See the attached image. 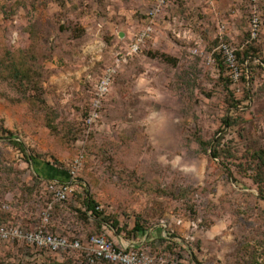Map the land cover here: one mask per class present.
<instances>
[{
    "label": "rangeland",
    "instance_id": "1",
    "mask_svg": "<svg viewBox=\"0 0 264 264\" xmlns=\"http://www.w3.org/2000/svg\"><path fill=\"white\" fill-rule=\"evenodd\" d=\"M252 5L171 0L151 23L157 0H0V225L101 231L176 264H264V0L257 40ZM149 25L142 51L119 55ZM0 264L86 261L0 241Z\"/></svg>",
    "mask_w": 264,
    "mask_h": 264
},
{
    "label": "built area",
    "instance_id": "2",
    "mask_svg": "<svg viewBox=\"0 0 264 264\" xmlns=\"http://www.w3.org/2000/svg\"><path fill=\"white\" fill-rule=\"evenodd\" d=\"M171 0H157V6L154 13L149 17L151 23L156 18L161 9L167 6ZM262 0H251L252 14L250 18V37L251 40H257L262 30L263 20L258 10V3ZM153 26L149 25L147 29L137 40L131 49L128 50L126 57L137 55L142 48V43L146 42L147 38L153 34ZM219 52L225 64L232 70V77L235 82L239 81L241 77V70L238 65L235 50L228 44H222ZM116 70L109 68L106 72L107 77H104L98 86L97 100L95 106L97 107L109 90L111 83V75L115 74ZM49 190L53 192L57 202L66 200L69 189L64 185L53 184L49 186ZM106 226V225H104ZM167 226H164L166 228ZM0 241L4 242H21L34 250H46L49 252H60L67 250H78L85 252L86 264H98L107 262L109 264H176L171 261H158L156 258L146 253L145 251L138 250L134 246H124L123 244L115 243L107 238L105 235L92 236L87 241L83 242L81 239L74 241L66 237L54 235L47 231L45 228L36 229L34 231H25L18 226H5L0 225Z\"/></svg>",
    "mask_w": 264,
    "mask_h": 264
},
{
    "label": "trees",
    "instance_id": "3",
    "mask_svg": "<svg viewBox=\"0 0 264 264\" xmlns=\"http://www.w3.org/2000/svg\"><path fill=\"white\" fill-rule=\"evenodd\" d=\"M144 47V46H143ZM141 51H142V48H141ZM127 52H126V50H121V52L119 53V55H123V54H126ZM134 56H136V55H133V57ZM132 58V57H131ZM111 67H114V65L113 66H111ZM224 126L226 127V128H229V127H231L232 126V122H230L228 119H226V120H224ZM37 166H39V163H37ZM53 172L54 173H58V171L57 170H53ZM44 178V177H43ZM86 209H87V213H88V215L91 217H94V218H96V219H98L99 220V227L102 229L103 228V226L104 225H109L108 224V222L107 221H105V220H102L101 219V217H102V212H100L99 210H98V206L95 204V202L93 201V200H91L90 198H86ZM100 229V230H101ZM136 232H143V230H142V226H141V224H139V223H136V226H135V229H134ZM92 236H102V232L100 231L99 232V234H94V235H92ZM91 236V237H92ZM90 237V238H91ZM89 238V239H90Z\"/></svg>",
    "mask_w": 264,
    "mask_h": 264
},
{
    "label": "crops",
    "instance_id": "4",
    "mask_svg": "<svg viewBox=\"0 0 264 264\" xmlns=\"http://www.w3.org/2000/svg\"><path fill=\"white\" fill-rule=\"evenodd\" d=\"M42 167H43V166H42ZM39 169L42 170V169H44V167H43V168L40 167ZM51 171H53V169H51ZM58 174H60L59 171H58L57 175H58Z\"/></svg>",
    "mask_w": 264,
    "mask_h": 264
}]
</instances>
